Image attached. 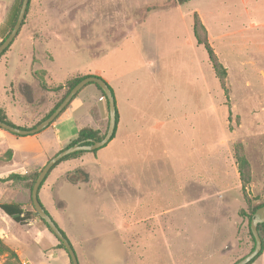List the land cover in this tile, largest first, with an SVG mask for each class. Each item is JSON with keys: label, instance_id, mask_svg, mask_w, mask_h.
<instances>
[{"label": "rangeland", "instance_id": "obj_1", "mask_svg": "<svg viewBox=\"0 0 264 264\" xmlns=\"http://www.w3.org/2000/svg\"><path fill=\"white\" fill-rule=\"evenodd\" d=\"M155 1L163 3L153 4ZM165 1L29 0L23 24L9 50L0 58V106L15 126L31 128L61 97L62 91L58 94L42 92L39 81L52 87L63 85L70 78L95 74L112 89L121 118L126 119L134 109L133 114L145 119L146 127L157 129L160 122H167L163 127L169 134L153 131L150 138L147 133L143 134V141L123 140V125L118 122L114 138L97 151L96 158L86 156L82 161L67 160L47 177L39 192L40 201L65 232L79 264H184L190 252L194 263L198 264L194 250L168 247V244L172 221L174 223L175 217L181 214L194 220L193 209L201 204V200L204 205L200 208L203 214L208 209L209 221L213 219L226 230V220L221 218H228L234 225L230 230L234 231L233 238L226 242L223 251L226 264H234L252 247L247 223L238 216V210L245 206L243 197L255 199L253 206L264 202V50L256 52L264 47L263 41L258 43L262 28H256L255 33L248 31L245 15L240 17L238 11L229 15L221 0H205L210 8H202V11L209 26H216L215 30L222 33L239 30L223 39L236 42L237 54L230 55L229 59L238 63L250 62L242 75L231 73L227 81L226 73L224 91L211 70L206 51L200 46L194 57L201 62L202 72L197 71L192 76L186 72L193 70L196 64L188 50H179L162 60H157L149 50L144 55L139 53L141 45L137 41L135 24L149 20L150 31L157 30L156 21L163 16L152 13L153 10L147 12L146 8L163 6ZM187 1L182 3L184 9L196 5L193 0ZM255 2V21L262 23L263 0ZM18 5L19 0H0V41L8 31L9 21ZM174 15L178 18L177 13ZM185 20L188 28L191 18L186 16ZM127 30L129 33L125 35ZM177 32L179 35L180 29L177 28ZM253 33L257 43H245ZM151 42L150 38L148 47ZM201 80V91L196 92L194 87ZM168 83L181 87V92L176 91L181 101L176 105L178 107H164L167 103L163 102L158 87ZM184 87H189L190 91ZM132 98L138 99L137 106ZM59 117H68V122L59 124L54 130L47 128L37 133L39 138H12L10 147L17 158L10 170L25 171L23 159L37 153L42 146L47 148L55 140L64 148L67 140L75 139L83 127L104 134L108 128V104L97 87L88 84ZM147 148L153 155L145 154ZM237 156H242L248 163L249 181L243 189ZM151 161L158 170L143 173L141 180L138 166ZM77 167L88 169L89 181L84 185L91 196L83 191L68 190L66 184L60 187L59 193L55 192L61 181L54 184L55 178L64 170ZM123 167L131 168V174L136 176L129 179V187L123 189L128 198H122V203L119 197L113 196L114 199L105 203L103 188L107 186L106 181L118 176ZM90 174L107 177L96 188L90 183ZM191 179L195 183L188 185L187 193L185 186ZM93 183H99V179ZM48 190L65 199L66 206L62 202L55 204L59 208L66 207L58 211L65 216L69 228L63 225V218L60 221V212L50 206ZM137 191H142L143 199L138 204ZM24 193V207L31 210L30 193L25 189ZM95 193L100 194L93 195ZM227 197L230 198L229 208L218 211V206L226 205ZM212 202L218 205L215 212L211 210ZM95 206L103 210L110 208V211L105 215L101 211L96 214ZM121 218L128 223L126 233L119 226ZM139 220L143 222L136 224ZM31 222L35 228L44 229V236L35 228L15 223L0 213V223L6 233L5 242H2L17 255L14 260L7 253H0V264H65L67 256L63 251L55 250L58 249L55 237L38 218L34 217ZM121 238L126 251L120 247ZM213 261L202 260L201 264H215ZM251 264H264V252Z\"/></svg>", "mask_w": 264, "mask_h": 264}, {"label": "crops", "instance_id": "obj_2", "mask_svg": "<svg viewBox=\"0 0 264 264\" xmlns=\"http://www.w3.org/2000/svg\"><path fill=\"white\" fill-rule=\"evenodd\" d=\"M255 1L256 0H221V2H222L221 4L223 5V7L225 9H227V12H229V15H230V13L236 12V11L239 12L240 17H243L245 15V17L248 21V26H247L248 31L252 30L254 32L256 28H262L261 37H260L259 42H258V43L262 44L260 42V40L264 42V22L256 23V21H255V14L257 11V9H256L257 4ZM188 2L189 1H186L184 3H188ZM193 2H195L196 5L194 7H191V8L184 9L183 8L184 3H183V4L177 5L176 7H173V8H161L160 7L158 10H153L152 13L153 12L159 13V17L163 16V19H161V20L159 19L160 21L158 20V22L156 21L157 30H155V31H150L149 26L147 25L148 24L147 21H149V20L143 19V20H141V22L136 23L135 29H136L137 41L141 45L138 48L139 53L143 54L149 50V52H151L153 55L156 56L157 60L167 59V58H169V56H173L177 52L179 53V50L180 51L188 50L191 53V55L193 54V57L196 56L195 50L197 48H199V46H197L195 44L194 40L192 39L193 37L191 34V25L187 28V24L185 22L186 16L191 18L192 14L196 13L198 15L201 23L203 24V26L205 27V29L208 33V42H209L212 50L214 51L219 62L226 69L227 81L229 80L231 73H232V75H235V73L241 74L242 71H244V67L248 64L250 65V62L246 63V62L240 61V63H238L236 61H233L234 60L233 58H231L233 60L229 59L230 55H236L237 54L238 49L236 48V42L231 40V39L223 40L225 37H229L231 35L238 33L239 30H237L236 32L231 31V32H226V33H222L220 31L215 30L216 26L211 27L206 23L205 16H204L203 11H202V8L203 9H205L207 7L210 8V5L205 3L206 2L205 0H193ZM162 3L156 2V1L153 2V4H158V5H162ZM211 6H214V5H211ZM263 7H264V0H263ZM210 11L211 10H208V12H210ZM175 13L178 14V18L175 17V15H174ZM216 15L220 16L219 14H216ZM229 17L234 18L232 16H229ZM5 27H6V23H5ZM177 28L180 29L179 35L177 32ZM212 30H215V31L212 32ZM128 33H129V30L126 31L125 35H128ZM254 33L250 37H248V39L245 43H252V44L257 43L256 38L254 36ZM184 35H186V36H184ZM150 38L152 40L151 45H150L151 47H148ZM215 42H216V44H214ZM223 49H225V50H223ZM263 50H264V47L261 48L259 51L256 50V52L262 53ZM233 62L234 63L236 62V63L234 64ZM195 64L196 65L194 66L193 70H190V69L187 70V72H186L187 74L193 75V73H195V75H196L197 71L202 72L201 62H199V60H197L196 58H195ZM195 67H197V70ZM95 75L98 76L97 74H95ZM201 83H202V80L196 84L197 86L195 85L194 88H195L196 92L201 91V89H200V86L202 87ZM189 87H191V85H189ZM189 87H186V88L184 87V88L187 89V91H190ZM185 89H184V91H185ZM158 90H159L160 95L162 96L163 102L167 103L164 105L165 108H168L170 106H172L174 108L177 104L178 105L181 104L179 96H176V91L181 92L180 86L175 85V83H168L167 86H159ZM205 92H206V90H205ZM131 100L133 101V103H136V106H137L138 99L132 98ZM184 100H185V97H184ZM115 105H116V101H115ZM134 106H135L134 104L131 105L130 106L131 109ZM176 107H178V106H176ZM116 109H117V105H116ZM117 112H118V110H117ZM134 112L135 111L133 109L132 112L130 113V115H128V117H126V119L121 118L120 114L118 112V115H119L118 122L121 123V125H123V127H121V134L124 137L123 140L124 139L125 140L132 139V140H136V141H143L145 138V136L143 137V134L147 133L149 138H150L153 131H160V132H164L165 134H169L164 130V127H163L167 124V122H160L157 126L158 130L155 129V126L146 127L145 119L141 118L138 115L137 116L134 115L133 114ZM57 120H56L57 122L55 121L48 128H51L52 130L56 129L59 124H62L64 122H68L67 121L68 117H63V118L61 117L60 119H57ZM168 124H170V120H168ZM146 128H147V130H146ZM168 130H170V128H168ZM172 131H174V133H176L175 129L174 130L172 129ZM32 136L38 137V134L30 135V136H24V137L26 140H31L30 137H32ZM15 137L16 138H23L21 136H15L13 134H10V133L0 129V171H1L0 172V204H17L20 208L25 209V207H24L25 193H24L23 186L20 184V182H17V181L12 180V179L9 180L8 178L11 175H23V174H25L27 172H31V171H40L42 169V167L45 165V163L51 157H53V155H55L59 150H61L63 148H62V146H60V144H58L59 143L58 140H55V142L48 144L47 148L42 146V148L37 153L29 156L28 158L23 159V162H25L26 167H27L25 171L14 172L10 169H12V165L14 164V159L17 158V155L14 154V152L12 151L10 146L13 144L12 138H15ZM70 141H72V140L71 139L67 140L66 146L70 143ZM163 151L167 152V150H163ZM137 154L139 155V151H137ZM145 154L148 156L153 155L152 151L150 149L148 150V148L145 151ZM155 165H154V162L151 161V162H148L147 164H143L142 166H138V169H139L138 171L142 174L141 177L139 176L141 178V180H142V178H144L143 173L154 172L155 169L158 170V168H156ZM224 170H225V168H224ZM68 171H70V170H64L62 172V175H59L57 178H55L54 184L56 182H59V180H61L59 182L58 187L56 188L55 192L59 193L60 187H62L63 185L66 184V186H68V187H66L68 190H71V191L76 190L77 192L83 191V192H85V194H87V196H89L90 194H88V191L86 190V185H84V184L74 185V184L67 182L65 179L62 180ZM132 172H133V170L131 168H128V167L124 168L123 167L120 169L118 176L116 175L112 179L107 178L108 179L106 181L107 186H105L106 188H103V192L105 193V199L103 201H105V203L106 202L108 203V200L114 199L113 196L115 198L119 197L122 203H123L122 200L124 198L125 199L128 198L127 194H126L127 191L126 190L123 191V189H127L129 187L128 186L129 185V183H128L129 179H132V177H134V178L136 177L133 174H131ZM92 177H94V178L92 179ZM106 177L107 176H102V175L94 176L93 174H90V183L94 184L93 186L97 188L102 183V180ZM97 179H99V183H97V184L93 183L94 181H97ZM137 179H138V177H137ZM226 179H227V177L224 179V181H226ZM192 182H194V180L189 181L185 186L187 193H189L188 187H190L188 185L192 184ZM137 185H138V182H137ZM138 187H139L138 189H141L142 188L141 184H139ZM110 188H112L113 190L111 191ZM104 189H107V191ZM48 194H51L50 198H49L50 199V206L52 207V209H54V211L60 212V218H59L60 221L62 222V218H63V225L66 227V229L69 228L68 225L65 224V220H66L65 216L63 215V213H61V211H58V208L55 204L56 202H62L64 204L65 199L60 194H57L55 196L52 195L51 190H48ZM96 194H100V193H95L93 195H96ZM117 194H119V196H117ZM136 195H137L136 202L138 204L140 202V199L143 200L142 199V191H137ZM53 198L55 200H53ZM202 198L204 199V197H202ZM227 198H228V201H227L226 205H225V203H222V205H220L221 207H219L218 205H216L213 202L210 203V204H212L211 210L213 212H215V210L217 209V206H218V211H221V210L225 209L226 207L229 208V199L230 198L229 197H227ZM205 201H206V197H205ZM200 202L202 205H204L203 200H201ZM200 202H198V203H200ZM206 203L208 205V202H206ZM200 205L197 206L195 209H193L192 217L194 220H192V218L187 219L186 216L182 215V214L179 217H175L174 223L171 220L172 221L171 227L173 228V230L171 233H169L170 234V241H169L168 247H189L191 251L194 250V252L196 253V257L198 258V264H201L202 260L204 262H207L208 260L213 261L214 259H215V261H213V262L215 264H226V259H225L223 251L226 248L225 247L226 242L229 239L233 238V235H234L233 232L234 231L233 230L230 231V230L232 229V226H234V225H232V223L229 221L228 218H225V219L221 218L222 220H226L225 223L228 225L227 226L228 228L226 230V228L220 227L219 224L217 225L216 222L213 221V219L209 221L208 220V209L206 211L203 208V210L205 211V214H203L202 213V207L200 208ZM64 206H66V205L64 204ZM100 206L99 207L95 206V208L93 209L94 213L97 214L98 211H101V213H104V215H105L106 211H110V208L103 210V209H100ZM65 208L66 207H64V209ZM0 213L5 215L1 210H0ZM121 217H122V213H121ZM191 220L194 222H191ZM141 222H143V221L139 220L136 222V224H139ZM1 225H2V223H0V239L3 242H5L4 240L6 237V233L4 232ZM27 226H30L31 228H35L34 222L33 223L29 222L27 224ZM119 226L122 230L125 231V233L128 231V223L124 218H121ZM35 230H37L39 233L43 234V236H44V234H45L44 229H40V228L36 227ZM122 240H123V238H121L120 247L122 248V251H124V250L126 251L127 248H125L126 246L124 244V241H122ZM78 242H81V241L78 240ZM53 247H55V245ZM55 250L57 252L63 251L61 249H55ZM73 250H74V248H73ZM74 252H75V250H74ZM64 253L67 256V261L65 262V264H70V259L67 255V253L66 252H64ZM123 253H125V252H123ZM75 254H76V252H75ZM76 257H77V255H76ZM182 257H183V255H182ZM188 258H189V260H188ZM77 260H78V258H77ZM194 261L195 260H193V256L190 252L189 254L186 255V259H184V264H196V263H194ZM78 263H79V261H78Z\"/></svg>", "mask_w": 264, "mask_h": 264}, {"label": "trees", "instance_id": "obj_3", "mask_svg": "<svg viewBox=\"0 0 264 264\" xmlns=\"http://www.w3.org/2000/svg\"><path fill=\"white\" fill-rule=\"evenodd\" d=\"M186 1L187 0H166L164 5L160 6V7L161 8H173V7H176L177 5L182 4L183 2H186ZM21 2H22V0H19V5L15 8V11H14V13L12 15V20L9 21L8 31L5 33L4 37L1 38L0 44L8 36L10 31L12 30V28H13V26L15 24L19 9H20ZM28 7H29V2H28L27 9H28ZM160 7H158L156 5H152V7L146 8V11L148 12V11H151V10L158 9ZM27 9H26V12H27ZM26 12H25V15H26ZM24 19H25V16H24ZM24 19H23V21H24ZM23 21L21 23V26L23 24ZM191 34H192V37H193V40H194L195 44L197 46L202 47L206 51L207 60H208V63L210 65V67H211V70L213 71V73H214L216 79L218 80L221 88L224 91H226L225 86H224V81H225V77H226V69L223 67V65L219 62V60L217 59L216 55L214 54V52H213V50H212V48H211V46H210V44L208 42L207 31H206L205 27L203 26V24L201 23L198 15L196 13L192 14V16H191ZM10 46H11V44L2 52V54L0 55V58H1L2 55H4L9 50ZM33 76L36 77V79L39 78L38 75H36V74H33ZM88 76H96V75H86V76H80V77H76V78H70L63 85L62 84H58V85L52 86V87H47L45 84H42V82L39 81L38 82V86L42 90V92H44V93H48L49 92V93H54V94L57 93L58 94V92L62 91L63 93L61 94V97L50 108V110L37 123H35L31 128L35 127L38 123H40L41 121L46 119L54 111V109L61 103V101L65 98V96L70 92V90L80 80H82L83 78L88 77ZM97 77H99V76H97ZM89 84H94V83H89ZM94 85L102 93L101 89L96 84H94ZM76 96L77 95L74 96L72 101L76 98ZM102 97H104V99H105V101L107 103L106 97L104 96L103 93H102ZM70 103L68 104V106L58 115V117L48 127H50L59 118V116L70 106ZM118 119H119V115H118V112H117V109H116V127H117ZM0 121L4 122L6 124L12 125L14 127H17L19 129H27V128H23V127H19V126L13 125L7 119L5 111H4V109L1 106H0ZM116 127H115L113 136L110 139V141L114 138V135H115V132H116ZM31 128H28V129H31ZM105 133L101 134L97 129H93V128H90V127H83V128H81L79 130V132L77 134V137L75 139H73L72 141H70V143L66 147H70V146H73V145H75L77 143H81L82 141H85L87 139L94 140V141H100V140L103 139ZM15 136H18V135H15ZM61 150H59V151H61ZM98 150L79 151V152H75V153H72L70 155H67L66 157H64L60 161H58L49 170V172L46 174L45 178L41 182V184L39 186V189H38V192H37L38 201H39L40 205L42 206V208L44 209V211L48 215H49V213L43 207V205H42V203L40 201L39 192H40L41 187L45 183L47 177L52 172V170L55 167H57L60 163L65 162L67 160L82 161L86 156H92V157L96 158V154H97ZM236 161H237L239 179L241 181V185H242V189H243L244 188V184L248 183V181H249V177L247 175L248 163L242 156H237ZM38 173H39V171H31V172H27V173H25L23 175H11L8 179L9 180L12 179V180H15L17 182H20L22 184V186H23V189L28 190L29 193H30L31 189H32V186H33V184L35 182V179L38 176ZM65 180L67 182L71 183V184H74V185H81V184H84V183L87 184L88 181H89V173H88L86 168L84 170V169H82V167H77V168H75L73 170H70V171H68L66 173ZM243 200H244L245 206L238 210V216L242 220H245L246 223H247L248 235L250 236V239H251V242H252V247H251L250 251H252V249L254 247V239H253V237H252V235L250 233L249 223H250V220L252 219V216H253V213L255 212V210L258 207L263 206L264 202L253 206L252 202L255 199H251L250 200V199H248L246 197H243ZM29 203H30V209L31 210L20 208L17 204H0V210L6 216L10 217L15 223H18L20 225H27L34 217H36L44 225V227L53 235V233L50 231V229L48 228L46 223L39 217L37 212L34 210V208L32 206L31 199H29ZM56 206H57L58 209H61V210L64 209V207L59 208V206L57 204H56ZM51 219H52V217H51ZM53 222L58 227V229L63 234V236L67 239V241L70 243V241L66 237L65 233L58 226V224L54 220H53ZM257 231H258L259 237L261 239L262 248H261V251L259 252V254L254 259H252L248 264H251L262 252H264V223L259 224L257 226ZM55 239L58 242L57 248L63 250L64 252H66L64 247H63V245H62V243L56 237H55ZM70 245H71V243H70ZM71 247H73V246L71 245ZM0 253H7L11 258H13L14 260H17V255L15 254V252L11 251L6 245H4V243L2 242L1 239H0ZM70 264H71V262H70Z\"/></svg>", "mask_w": 264, "mask_h": 264}, {"label": "water", "instance_id": "obj_4", "mask_svg": "<svg viewBox=\"0 0 264 264\" xmlns=\"http://www.w3.org/2000/svg\"><path fill=\"white\" fill-rule=\"evenodd\" d=\"M28 2L29 0H22L15 24L12 30L10 31V33L8 34V36L0 44V55L12 43L13 39L16 37L20 29L21 23L24 19ZM89 83H94L101 89L108 103V128L103 139L100 141L87 139L85 141H82L81 143H77L73 146L66 147L61 151H59L56 155L51 157L45 163L42 169L39 171L38 176L36 177L30 192V199L34 210L37 212L39 217L46 223V225L53 233V235L62 243L70 259L71 264H79L76 254L73 248L71 247L70 243L60 232V230L55 225L51 217L44 211V209L40 205L37 197V192L46 174L62 158L79 151L98 150L103 148L105 145H107V143L112 138L116 127V105H115V98L113 92L108 86V84L102 78L97 76H88L80 80L65 96V98L61 101V103L54 109V111L46 119L38 123L35 127L31 129H19L17 127H14L12 125L0 121V129L7 131L11 134L18 135L21 137L35 135L41 132L42 130H44L45 128H47L58 117V115L68 106V104L72 101L74 96L77 95V93ZM262 223H264V205L258 207L255 210L252 219L250 220L249 223L250 233L254 239V247L252 251H250L247 255L239 259L234 264H248L252 259H254L259 254L262 248V244L257 231V226Z\"/></svg>", "mask_w": 264, "mask_h": 264}]
</instances>
